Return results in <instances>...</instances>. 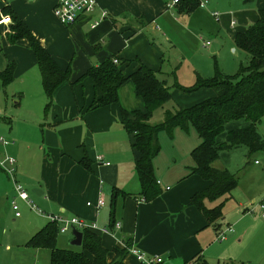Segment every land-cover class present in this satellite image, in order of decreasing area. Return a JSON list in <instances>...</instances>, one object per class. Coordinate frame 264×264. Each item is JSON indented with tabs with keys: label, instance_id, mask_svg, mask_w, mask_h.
Wrapping results in <instances>:
<instances>
[{
	"label": "crops",
	"instance_id": "obj_1",
	"mask_svg": "<svg viewBox=\"0 0 264 264\" xmlns=\"http://www.w3.org/2000/svg\"><path fill=\"white\" fill-rule=\"evenodd\" d=\"M55 1L0 0V71L9 61L15 64L12 79L7 83L0 79V91L9 92L17 106L7 116L1 111L0 132L9 142L0 141V158L15 157L16 180L45 212L39 213L15 196L10 178L0 168V264H50L49 247L28 242L41 228L53 224L46 213L93 222L95 225L88 228L100 236L107 260L113 258L115 247L129 242L147 253L162 254L166 264H264V217L258 206L264 199V166L257 158L251 161L254 152L264 149L250 156L244 144L218 151L212 165L234 172L237 181L225 194L205 199L207 206L221 203V215L207 223L191 201L195 192L211 183L191 170L194 162L190 152L200 139L196 132L185 138L181 133L190 128L176 126L173 130L179 140L171 153L172 161L162 167L156 155L153 158L160 191L146 200L140 193L135 153L121 115L122 108H141L143 100L127 79L118 89V101L91 105L98 92L85 74L93 64L109 57L118 58L125 75L141 61L157 70L171 87L172 108L192 105L198 102L190 96L194 91L211 88L186 92L172 87L177 82L178 67L190 59L186 56L189 49L171 51V47L185 42L197 48L198 37L193 32L208 13L214 18L219 37L216 52L225 38L234 46L232 50H241L234 42L235 34L257 20L264 0H208L193 9L177 2L170 5L172 0H96L93 11L70 24L61 23L55 16ZM209 2L220 11L218 16L212 14L214 8H206ZM103 10L107 15H102ZM11 11L24 21L58 66L69 69V79L57 85L50 100L28 39H8ZM203 38L199 37L202 45L211 47L212 41L208 39L210 43L205 45ZM172 40L175 42L167 48ZM192 66L197 76L199 69L194 63ZM210 96L213 93L206 97ZM248 122L242 117L228 121L217 143L229 129ZM13 197L24 215L14 214ZM98 198L103 199L100 207L95 204ZM9 215L13 217L8 226ZM54 226L59 227V223ZM226 227L231 230L226 231L225 238H217ZM67 230H57V246L66 247L63 241L69 237L58 235ZM123 262L139 264L129 251Z\"/></svg>",
	"mask_w": 264,
	"mask_h": 264
},
{
	"label": "trees",
	"instance_id": "obj_2",
	"mask_svg": "<svg viewBox=\"0 0 264 264\" xmlns=\"http://www.w3.org/2000/svg\"><path fill=\"white\" fill-rule=\"evenodd\" d=\"M177 3L189 9L199 6V0H178ZM11 20L8 39H28L50 100L57 85L69 79V69L62 70L58 66L24 21L12 11ZM234 42L247 53V63H241L233 73L215 68L214 74L207 78L197 74L196 82L192 85L183 86L174 82L172 87L186 92L209 87L215 94L189 106L166 110L163 119L155 123L150 121L154 109L171 98V87L165 84L157 70L140 61L134 71L125 75L119 64L109 57L93 64L85 73L90 76L98 92L91 105L118 101V89L127 79L132 81L137 94L143 100L141 108H122L121 115L122 123L130 134L140 193L144 199L150 200L160 191L153 165V158L160 149L159 131L166 129L172 132L176 126L185 130L190 127L195 129L200 140L190 152L194 162L191 170L209 179L211 183L195 192L191 201L199 208L207 223L215 221L221 215V203L207 206L205 199L213 200L225 194L237 181L234 172L212 165L218 151L244 144L248 147L247 155L250 156L257 149H264V138L257 129V123L264 113V9H259L256 21L243 31L236 32ZM14 66V62L9 61L0 71L3 83L12 79ZM240 117L248 119L249 122L244 126L229 129L223 141L217 143L216 138L224 130L225 124ZM50 222L56 224V221ZM53 224L41 228L28 241L33 245L49 247L50 264H124L123 257L128 251L129 242H126L124 247H115L113 258L107 260V250L101 244L100 236L88 227L77 228L82 232L81 249L74 250L56 245L55 238L59 227ZM109 225H114V220H111ZM87 252L92 254L93 258H90Z\"/></svg>",
	"mask_w": 264,
	"mask_h": 264
},
{
	"label": "rangeland",
	"instance_id": "obj_3",
	"mask_svg": "<svg viewBox=\"0 0 264 264\" xmlns=\"http://www.w3.org/2000/svg\"><path fill=\"white\" fill-rule=\"evenodd\" d=\"M215 7L216 6L211 4V2H209V4H207L206 6L208 10L214 8V10H217L220 13L218 8L216 9ZM214 24H215L214 18L207 13V16L204 17V21L202 25L193 32L194 36L196 38L198 37V44L196 45L197 48L190 47L185 42H179L180 44L178 43L176 46H172L175 40H172L171 42H167V48H170L172 46L171 51H175L176 49H178L177 47H180L181 49L184 50L186 49V51L187 49H189L186 56L190 59V62L187 63V60H185L184 62H182L181 66H179L178 70L176 71V81L178 82V84L183 86H188L196 82V72L194 71L192 63H194L195 67L199 69L196 71L203 78L212 76L214 74L215 68H218L219 70L226 73H233L237 70L238 66L241 63L243 64L247 63L248 58L245 57L244 50L243 51L242 49L241 50L238 49L237 51L232 50L234 46H231L227 38H225V42H223L222 48L218 52H216L215 45L219 41V37L218 35H216V30H214ZM199 37H204V39L211 40L212 46L209 48L203 46L201 40H199ZM213 42H214V46H213ZM181 56L182 55H179V59H181ZM176 63L179 64L178 60H176ZM212 93L214 95V92L211 89H207L198 92L194 91V93H192L190 96L193 99H196V101H200L207 98L206 97L207 95L208 96L212 95ZM10 97L11 95L9 92L6 94L5 91L3 90L0 91V101L2 102L0 103L1 104L0 110L2 111V113L4 112L6 116L12 114V111L14 110L13 108H17L15 103L11 101ZM172 104H174V102L170 99L164 102L162 105L155 108L150 118V121L153 123L161 121L163 119L164 112L166 109L168 108L174 109L172 108ZM190 129L188 132L184 131L185 133L182 132L181 134L185 138H191L193 136L192 134H195L196 131L193 127H190ZM257 129L261 137L264 138V113L261 115L259 122L257 123ZM0 136H3L5 139H8L6 134L3 132H0ZM158 140L160 143V149L156 154V161L158 162L159 160L160 165L162 167H165L168 162L172 161L171 153L173 152V148L175 147V145H177L179 138H177V132H175L174 130L172 132H169L166 129H162L158 133ZM253 158L259 159L261 161L260 166H264V150H257L256 152H254L251 161L253 160ZM155 168H156L155 169L156 172L157 171L156 165ZM17 203L20 213L22 212V215H24L22 206L19 204L18 201ZM10 217L13 216L10 215L9 217L6 216V221H8V226L10 223L9 222ZM65 235L69 237L68 239L65 238V240L63 241L66 247H73L75 248V250L81 249L80 245L70 244V240L72 239L73 236L71 228H69L65 233H59L58 236L64 237Z\"/></svg>",
	"mask_w": 264,
	"mask_h": 264
},
{
	"label": "built area",
	"instance_id": "obj_4",
	"mask_svg": "<svg viewBox=\"0 0 264 264\" xmlns=\"http://www.w3.org/2000/svg\"><path fill=\"white\" fill-rule=\"evenodd\" d=\"M178 0H172L170 5L172 3L177 2ZM208 0H199V5L204 6L207 3ZM97 1L96 0H56L53 5V12L55 16L58 18V20L63 24H70L73 21H75L81 14L86 12H91L94 10L96 6ZM212 14L214 16H218V11L213 10ZM102 15L105 16L106 11H102ZM203 42L205 45H208L210 41L208 39L203 38ZM114 62L118 61L117 57L113 58ZM1 115V110H0ZM0 141L3 143L9 142L8 139H5L3 136H0ZM98 159H102L100 155L97 156ZM15 163L16 159L12 155H5L4 157L0 158V168L4 170L7 173V176L10 178L13 188L15 191V196L23 199L32 209L38 211L39 213H45L42 210H40L35 203L29 198L25 188L23 185L16 180V177L14 175L15 171ZM87 203H90V201H87ZM96 206L100 207L103 204V199L98 198L96 200ZM11 205L14 210L15 215H19V207L18 203L16 201V198L11 199ZM258 206L262 210V216L264 217V199L259 201ZM46 216L51 221H56L59 223V229L61 231L67 230L69 228H79V227H92L95 224L87 223L83 218L79 216H70V217H63L58 214L53 213H46ZM119 222H116L115 224L118 225ZM231 230V227H226L225 229L221 230L217 234V238L223 239L226 236V231ZM128 251L133 253L135 258L137 259L139 264H166L165 263V257L162 254L159 253H147L141 248L134 246V245H128L127 246Z\"/></svg>",
	"mask_w": 264,
	"mask_h": 264
},
{
	"label": "water",
	"instance_id": "obj_5",
	"mask_svg": "<svg viewBox=\"0 0 264 264\" xmlns=\"http://www.w3.org/2000/svg\"><path fill=\"white\" fill-rule=\"evenodd\" d=\"M73 238L70 240L71 244L80 245L82 241V232L77 228H72Z\"/></svg>",
	"mask_w": 264,
	"mask_h": 264
}]
</instances>
